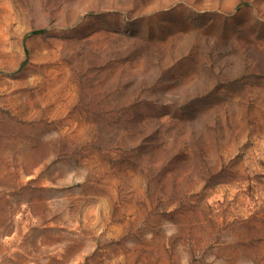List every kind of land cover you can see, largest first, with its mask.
<instances>
[{
  "label": "rangeland",
  "instance_id": "1",
  "mask_svg": "<svg viewBox=\"0 0 264 264\" xmlns=\"http://www.w3.org/2000/svg\"><path fill=\"white\" fill-rule=\"evenodd\" d=\"M0 264H264V0H0Z\"/></svg>",
  "mask_w": 264,
  "mask_h": 264
}]
</instances>
